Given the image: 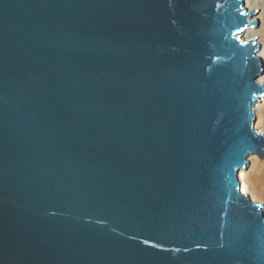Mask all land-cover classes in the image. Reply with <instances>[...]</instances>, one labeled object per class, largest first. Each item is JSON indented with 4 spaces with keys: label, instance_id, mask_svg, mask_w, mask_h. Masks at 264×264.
Instances as JSON below:
<instances>
[{
    "label": "water",
    "instance_id": "1",
    "mask_svg": "<svg viewBox=\"0 0 264 264\" xmlns=\"http://www.w3.org/2000/svg\"><path fill=\"white\" fill-rule=\"evenodd\" d=\"M256 14L0 0V264H264Z\"/></svg>",
    "mask_w": 264,
    "mask_h": 264
},
{
    "label": "bare ground",
    "instance_id": "2",
    "mask_svg": "<svg viewBox=\"0 0 264 264\" xmlns=\"http://www.w3.org/2000/svg\"><path fill=\"white\" fill-rule=\"evenodd\" d=\"M244 3L248 12L258 10L257 16L252 17V24L256 22L258 24L254 27L255 31L243 33L242 38L243 40L254 39L261 45L258 57L264 65V0H244ZM258 82L264 86V75L260 76ZM255 115L256 130L259 131L261 136H264V98L261 99L259 106L255 109ZM249 161H253L252 171L254 169L255 171L248 174L246 170L241 171L239 178L242 192L254 202L264 204V170H260L261 163L259 160L250 158ZM259 188L260 190H258Z\"/></svg>",
    "mask_w": 264,
    "mask_h": 264
},
{
    "label": "snow or ice",
    "instance_id": "3",
    "mask_svg": "<svg viewBox=\"0 0 264 264\" xmlns=\"http://www.w3.org/2000/svg\"><path fill=\"white\" fill-rule=\"evenodd\" d=\"M239 10V9H238ZM241 15H244V13H241ZM246 25L244 26V27H238L237 28V32L236 33H233V35L234 36H238V34L239 33H242L243 31H245V29H246ZM53 215L55 214V213H52ZM114 231H115V229H113ZM145 243L146 244H148V242L147 241H145ZM151 247H157V248H160V247H162L161 245H159V244H151L150 245ZM222 246V245H221ZM200 247V245L199 244H197V248H199ZM176 251H179V249H176ZM185 251H187V249H185Z\"/></svg>",
    "mask_w": 264,
    "mask_h": 264
},
{
    "label": "rangeland",
    "instance_id": "4",
    "mask_svg": "<svg viewBox=\"0 0 264 264\" xmlns=\"http://www.w3.org/2000/svg\"><path fill=\"white\" fill-rule=\"evenodd\" d=\"M257 11H258V10H257ZM257 14H258V12H257ZM257 14L254 15L253 17L257 16ZM256 23H257V22H256ZM257 24H258V23H257ZM260 46H261V45H260ZM263 75H264V74H263ZM263 98H264V96H263ZM255 127H256V126H255ZM256 129H257V127H256ZM252 162H253V161H252ZM252 162L249 161V163H248V165H247V167H246L247 169H245L246 172H247V174L250 173V172H254V171H255V169L252 171V168H253V167H252V166H253V163H252ZM260 163H261V166L259 167L260 170H261V169L264 170V163L261 162V161H260ZM245 170H244V171H245ZM258 190H260V188H259ZM256 203H257V202H256ZM260 204H261V203H260ZM262 205H264V204H262Z\"/></svg>",
    "mask_w": 264,
    "mask_h": 264
}]
</instances>
